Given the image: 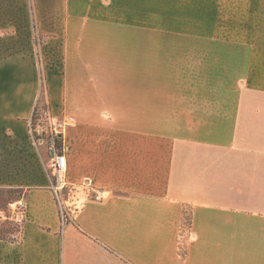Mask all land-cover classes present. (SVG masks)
<instances>
[{"label":"crops","instance_id":"0c3cea01","mask_svg":"<svg viewBox=\"0 0 264 264\" xmlns=\"http://www.w3.org/2000/svg\"><path fill=\"white\" fill-rule=\"evenodd\" d=\"M178 1L0 0V189L23 195L21 212L18 197L0 210L18 228L0 235V264H264V0H212L235 30L220 40L218 116L149 74L148 40H133L139 14ZM40 70L49 119H75L58 134L78 187L69 222L31 133Z\"/></svg>","mask_w":264,"mask_h":264},{"label":"rangeland","instance_id":"374dc122","mask_svg":"<svg viewBox=\"0 0 264 264\" xmlns=\"http://www.w3.org/2000/svg\"><path fill=\"white\" fill-rule=\"evenodd\" d=\"M190 2L189 4V2L179 0L180 6L177 2H173L170 8L179 9V11L139 14V21L136 22L147 24L143 25L146 27L142 28L139 25L132 26L133 40H140V38L148 40L149 74L160 70L162 84L165 86L176 85L179 88H184V90L189 88L188 93L194 95L197 100H203L204 97L210 100L213 103V109L209 110L213 113L217 112L216 116H218L219 109L217 107L223 97L220 91L222 80L220 74V40H225V36H228V40H234L235 30L221 27L218 2L212 3V0H190ZM32 24L34 26V23ZM35 36L38 38L36 34ZM157 40H164V45L159 43L156 48L155 43ZM151 57L158 59L150 60ZM41 72L40 70L39 101H37L31 116V133L35 142L47 149L50 158L49 174L51 182H55L59 174L54 168L52 155L61 152L62 140L56 135L55 123L58 118L55 120L49 119V110L44 101H41L44 88ZM185 91L184 95H187V90ZM225 97L230 101L235 99L236 95L235 92H229L224 94ZM199 112L203 113V109H199ZM71 121L74 122L75 119L71 117ZM198 127L200 128L199 131L203 132V126ZM212 128H215V126H212ZM63 179L65 181V172ZM65 184L63 197L70 202L73 200L74 190L78 187L69 186L66 181ZM89 189H91L89 190V197L96 200L92 188L89 187ZM109 195L110 192L107 196ZM17 197L19 198L18 201L21 200L18 204L19 210H17L18 207L13 209L21 212L23 208L22 191L0 189V210L3 209L7 214H10L12 209L8 206V203ZM67 206L72 209V211H69V222L76 209L74 203ZM186 225L187 207L185 206L179 234V253L181 255L185 253L187 245ZM10 229L16 232L18 228L15 223L0 221V235L5 234Z\"/></svg>","mask_w":264,"mask_h":264},{"label":"built area","instance_id":"2783aa9c","mask_svg":"<svg viewBox=\"0 0 264 264\" xmlns=\"http://www.w3.org/2000/svg\"><path fill=\"white\" fill-rule=\"evenodd\" d=\"M70 122H71V117H65V118L57 120V122L55 123V127L57 129L56 135H58L67 125H69ZM52 160L54 162V168L56 172L59 174V176L57 177V180L55 182H51L50 187L56 199V203L59 209L61 220L63 222H68V218L70 215L69 211L70 210L72 211V209L68 208L66 200L63 197V188L66 185L63 179V174L66 170V160H65V155H64L63 150L61 149L60 153L53 154ZM92 192H93L94 199L96 200L103 199L108 195L107 191L96 190L94 188H92ZM20 202L21 200L17 201L16 203V207H18L17 210H19L18 204Z\"/></svg>","mask_w":264,"mask_h":264},{"label":"trees","instance_id":"16d2710c","mask_svg":"<svg viewBox=\"0 0 264 264\" xmlns=\"http://www.w3.org/2000/svg\"><path fill=\"white\" fill-rule=\"evenodd\" d=\"M7 190H18V192L22 191V190H20V189H7Z\"/></svg>","mask_w":264,"mask_h":264}]
</instances>
